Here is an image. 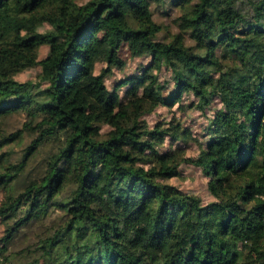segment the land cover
<instances>
[{"label": "trees", "instance_id": "1", "mask_svg": "<svg viewBox=\"0 0 264 264\" xmlns=\"http://www.w3.org/2000/svg\"><path fill=\"white\" fill-rule=\"evenodd\" d=\"M122 48L149 62L110 88ZM34 65L36 80L15 78ZM174 104L212 107L201 138L175 116L148 124ZM21 111L36 135L0 171L1 262L264 264V0H0V121ZM23 130L0 132V151ZM189 140L194 155L174 145ZM182 163L213 200L165 181Z\"/></svg>", "mask_w": 264, "mask_h": 264}, {"label": "rangeland", "instance_id": "2", "mask_svg": "<svg viewBox=\"0 0 264 264\" xmlns=\"http://www.w3.org/2000/svg\"><path fill=\"white\" fill-rule=\"evenodd\" d=\"M85 1V0H79ZM170 14L173 15L176 11L170 9ZM163 15L161 12H157L154 15L155 20H158L164 24L170 23L171 15ZM48 27V25H44L41 27V30H44ZM171 30V29H170ZM48 52V48L45 45H42L39 49V59H42L46 56ZM120 55L125 58L126 65L123 71L116 70L114 74L106 79V84L108 87H112L115 80L121 78L125 75L130 73L138 72L141 64H147L149 62L148 57H137V58H130L128 56V52L126 49L122 48L120 51ZM41 66L34 65L27 68L22 69L21 71L15 74V78L20 81H24L27 79L36 80L38 78V74L40 73ZM166 73H162V77H166ZM189 98L184 97L183 100L186 102ZM213 107H217L218 103L213 102L211 104ZM177 104H174L172 108H164L160 107L155 112L150 113L145 116L148 124L150 126L154 125L157 121H168L172 116H175L181 120V122L188 126L192 134L198 138H201L204 133V127L208 123V117L212 114V107L207 108L205 113L199 110H185L182 111L181 109L176 108ZM27 121V117L25 116L24 112H17L13 115L9 116L5 120L0 121V132L1 133H8L14 131L19 128H23L22 135L19 139H16L13 142H10L2 148L0 153H3V158L5 161L0 165V171H3V167L8 163L17 162L21 159L23 150L25 146L30 142L32 138L36 135L32 129L25 128L23 123ZM106 129V126L103 127V130ZM58 145V140L49 139L42 143L39 147L37 152L33 155V157L27 162L24 171L17 177L13 184V192L16 193L22 189L23 183L29 180L31 177L38 176L42 171L44 166L45 158L53 152ZM174 145H183L184 151L186 155H194L198 152L199 148L197 144L189 140L188 142H175ZM168 147V140L165 142V145L162 147L163 150L167 149ZM168 183L174 184L183 191L194 193L200 196L203 202H208L213 200V197L210 195L207 189V178L202 175L201 171L194 167L193 165L182 163L180 166V174L175 177H171L165 180ZM4 200L3 191L0 190V203ZM59 213L58 210H53L49 216L46 218V221H49L52 217L56 216ZM37 228V227H36ZM39 229L35 230V233L38 232ZM3 234V226L0 223V237ZM32 237L28 233L23 238V245L28 244L32 241ZM20 243V242H19ZM0 264H5L1 262Z\"/></svg>", "mask_w": 264, "mask_h": 264}]
</instances>
